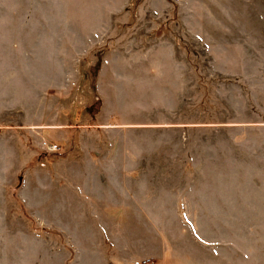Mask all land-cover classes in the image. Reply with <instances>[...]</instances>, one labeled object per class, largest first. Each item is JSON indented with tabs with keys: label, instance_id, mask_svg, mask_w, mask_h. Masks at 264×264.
Listing matches in <instances>:
<instances>
[{
	"label": "rangeland",
	"instance_id": "374dc122",
	"mask_svg": "<svg viewBox=\"0 0 264 264\" xmlns=\"http://www.w3.org/2000/svg\"><path fill=\"white\" fill-rule=\"evenodd\" d=\"M0 264H264V0H0Z\"/></svg>",
	"mask_w": 264,
	"mask_h": 264
},
{
	"label": "crops",
	"instance_id": "0c3cea01",
	"mask_svg": "<svg viewBox=\"0 0 264 264\" xmlns=\"http://www.w3.org/2000/svg\"><path fill=\"white\" fill-rule=\"evenodd\" d=\"M90 165V163H89ZM95 166V165H94ZM96 180V179H95ZM97 184L95 185V187H90L89 190L93 191V193H90V196H86L87 197H82V201H83V206H82V212L84 214H104V213H115L116 211H112V209H118L119 207V197L117 195V185L113 186V180H111V177H104V178H97L96 180ZM122 182H127L128 183V187H125V189L127 190V192L129 194H136L138 191L135 189V177L134 176H128L126 178V180H122ZM141 191H144V188H140ZM140 191V190H139ZM195 194L197 195V197L194 199H196V205H198L199 207H205L208 205H211L212 203H207V202H203L202 200H204V197L199 196L198 192ZM115 195V196H114ZM161 195V194H160ZM137 197V195L133 196L130 195L129 200H126V204L130 206V212L134 213L135 209L138 208V211L145 214L146 213V208H152L153 206L157 207L158 209H162L164 206V202L165 199L161 198V196H158L159 198H157V200H159L160 202L153 203L151 202L150 198L148 199L147 197L145 198V200H143V202H139L137 201V204L133 202V200ZM218 198H221L218 196ZM133 199V200H132ZM152 199V198H151ZM223 202L225 199V196H222ZM184 196L183 194L178 195L177 197H175V203H176V207H175V212H179V208H180V203H184ZM220 206L225 207L224 205H226V203H217ZM161 212H165V211H161ZM199 213H203L204 211H198ZM207 212V211H205Z\"/></svg>",
	"mask_w": 264,
	"mask_h": 264
}]
</instances>
